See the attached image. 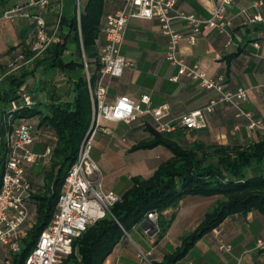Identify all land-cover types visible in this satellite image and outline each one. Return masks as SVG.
Returning a JSON list of instances; mask_svg holds the SVG:
<instances>
[{
  "label": "crops",
  "instance_id": "1",
  "mask_svg": "<svg viewBox=\"0 0 264 264\" xmlns=\"http://www.w3.org/2000/svg\"><path fill=\"white\" fill-rule=\"evenodd\" d=\"M26 1L0 0V14L6 8ZM121 3L122 0H106L102 23L106 15L115 12ZM217 3L218 0H176L175 8L208 18ZM84 4L81 0V6ZM228 12L231 16L228 33L219 32L216 28L203 29L194 44H190L185 36L179 43L180 52L187 62H198L209 76L223 74L226 88H245L247 96L241 105L253 119L259 120L264 126V0H234L228 7ZM245 12L252 16L260 15L261 19L249 21ZM55 15L56 12H49L50 22H53ZM174 26L185 35L191 33L190 26L184 20L175 19ZM30 29L27 19L11 21L0 15V39L6 31L13 30H16L18 38L11 47L0 49V64H9L22 51L26 44V40L21 44L22 37H28ZM104 41L105 34L100 30L97 39L98 54ZM167 45L168 36L162 32L158 18H131L121 45V52L130 63L122 75L105 77L104 82L108 86L107 101L112 102L120 95L139 100L143 94H148L150 106L161 108L164 120H171L217 100L214 110L206 113L204 127L178 128L181 143L235 145L260 139L264 134V127L249 128V119L245 115H237L236 110L228 103L218 101L219 93L216 90L202 87L198 80L178 74V67L166 58ZM83 56L85 62L84 52ZM75 57L74 46L71 45L65 51V58L69 60ZM87 67L85 62L83 69L58 70L54 77L50 76L48 80L52 82H46V92L43 91V94L46 93V102L72 101L75 95L74 81L80 75H87ZM91 67L93 71H97L94 61L91 62ZM2 79L0 78V89L6 85ZM51 85L54 89L50 95L48 89ZM102 124L112 132L100 129L95 134L93 145H96L97 151L93 159L103 172L102 183L106 190L123 194L130 187L134 175L148 177L161 162L172 156L165 145L130 150L137 141L150 136L148 126H157L149 113L139 115L131 123L103 119ZM52 134L46 129L45 141V130H38L31 145L38 157L34 162L26 164V175L32 184L29 199L31 217L35 214L33 193L44 189L46 176L40 178L42 188H36L34 177L28 171L31 168L34 174L38 173L45 164V174L50 171L52 152L45 155L44 151L47 146L52 149L54 147L55 141L50 140ZM220 198V195H186L177 207H169L164 211L165 216H173V220L160 240H156L158 230L149 234L141 224L136 225L117 243L103 264H153V261H161L166 253L174 251L181 244V235L195 229ZM29 221L30 219L25 227ZM263 232L264 214L250 211L230 215L196 241L176 264H264V250L256 248V240ZM219 239L232 244V249H219ZM16 253L10 252L8 246H3L0 264H15Z\"/></svg>",
  "mask_w": 264,
  "mask_h": 264
},
{
  "label": "trees",
  "instance_id": "2",
  "mask_svg": "<svg viewBox=\"0 0 264 264\" xmlns=\"http://www.w3.org/2000/svg\"><path fill=\"white\" fill-rule=\"evenodd\" d=\"M106 0H86L77 12L62 15L57 38L40 54L34 55L22 48L27 62L9 72L4 78L6 85L0 89V183L9 152V133L14 123L22 119L38 118V128L49 130L54 136L52 165L45 174L44 189L33 193L34 218L25 227L20 251L14 256L15 264L25 260L52 219L65 177L75 162L80 145L86 137L93 118V107L88 80L80 75L74 81L75 95L72 101L39 99L26 104L29 76L40 71L56 72L85 67L84 56L91 80L94 83L100 67L97 39L100 34ZM2 16V13L0 14ZM26 35L21 44L25 43ZM74 46L75 58L67 60L65 51ZM33 62V66L29 64ZM96 63L93 71L91 62ZM46 80L35 77L34 91H45ZM51 95V92L48 91ZM31 97V96H30ZM33 99V98H32ZM34 100V99H33ZM150 136L137 141L130 150L165 145L172 156L161 162L148 176L134 175L130 187L120 195L110 210L93 223L74 242L73 252L63 264L73 261L80 264H103L117 243L131 230L140 225L149 211H158L157 238L160 240L171 225L164 211L177 207L186 195H220L221 198L204 216L199 225L184 232L181 244L153 264H176L190 248L233 214L258 211L264 214V134L248 144L188 145L178 138L179 129L163 132L148 126Z\"/></svg>",
  "mask_w": 264,
  "mask_h": 264
},
{
  "label": "built area",
  "instance_id": "3",
  "mask_svg": "<svg viewBox=\"0 0 264 264\" xmlns=\"http://www.w3.org/2000/svg\"><path fill=\"white\" fill-rule=\"evenodd\" d=\"M233 1L218 0L208 18H201L195 13L176 9V0H122L115 12L106 15L101 24L105 41L99 49L100 67L94 83L87 67L86 78L93 107L92 124L80 145L75 162L65 177L57 209L27 256L25 264H63L73 252L76 238L88 228L89 224L103 217L119 200V194L104 188L101 168L91 156L93 139L98 130L112 132L110 128L103 126V119L131 123L139 115L149 113L157 123L158 130L171 132L180 127L191 129L204 127L206 113L212 112L215 108L217 100L177 118L164 120L162 109L150 106L148 94H143L139 100L120 95L112 102L107 101L108 86L104 82L105 77L122 75L125 67L130 63L121 52V45L131 18H158L162 32L168 36L166 58L178 67V74L198 80L202 87L216 90L219 93L218 101L228 103L236 110L237 115H245L249 119V128L264 127L241 105L247 96L245 88H226L223 74L209 76L198 62H187L179 48V43L185 36L190 44H194L203 29L216 28L219 32L228 33L227 28L231 24L228 7ZM63 5L64 0H27L25 3L6 8L2 12V17L11 21L19 18L28 20L31 29L26 39L25 49L37 55L57 38ZM76 5L79 19L81 0H77ZM52 11L56 12V15L53 22H50L48 14ZM245 13L249 21L261 19L260 15L252 16ZM175 19L186 21L191 28V33L185 35L178 30L174 26ZM255 44L258 46L257 42ZM26 62V55L22 50L9 62V72L18 69ZM85 62L87 65L86 59ZM3 75L0 67V78ZM25 98L27 105L35 103L30 96L26 95ZM34 129V124L30 120L22 119L14 123L9 133L10 149L0 183V252L3 246H8L10 252L20 251L25 224L31 217L29 199L32 184L26 175V164L34 162L38 157L31 147L36 139ZM51 152V146H47L44 154ZM158 215V211H149L147 214V218L156 228H158ZM218 247L229 251L232 249V244L219 239ZM256 248L264 250V232L258 236Z\"/></svg>",
  "mask_w": 264,
  "mask_h": 264
},
{
  "label": "rangeland",
  "instance_id": "4",
  "mask_svg": "<svg viewBox=\"0 0 264 264\" xmlns=\"http://www.w3.org/2000/svg\"><path fill=\"white\" fill-rule=\"evenodd\" d=\"M76 1L77 0H64V5H63V13H65V14H68V13H73V12H75V6H76ZM85 1L86 0H82V3H85ZM18 41V38H17V36H16V30H13V31H6V34H4L3 36H2V38L0 39V49L2 48L3 50L4 49H7V48H9V47H11L14 43H16ZM2 50H0V52H1ZM29 64H31V66H33V62L31 61ZM0 67L2 68V72H3V77H1V79L3 78H5V76L7 75V74H9V66H8V64L6 63V64H3V63H1L0 64ZM15 71V70H14ZM11 72H13V71H10V73ZM41 73H39V75H37V76H42L45 80H46V82L48 83V82H52V81H50V80H48V78L50 77V76H52V77H54L55 75V73L53 72H44L43 70H41L40 71ZM37 76H33V75H31V76H29V78H28V80H27V85H26V90H27V92H28V94H30V96H31V98H33L34 100H35V102L37 103L38 101H39V99H45L46 100V93L45 94H43V91H41V90H39V91H34L33 90V84H34V81H35V77L37 78ZM2 79V80H3ZM53 85V84H52ZM50 86V88L48 89V91H52V89H54L53 88V86ZM47 85H46V83H45V87H46ZM54 91V90H53ZM52 93V92H51ZM49 96V95H48ZM30 121L31 122H33V124H34V127H35V133L36 134H38V130H39V128L37 127L36 128V124H38V119H37V117H35V118H30ZM49 135L51 134L50 132H47ZM49 139H50V137H49ZM51 141H54V139H53V134H52V138L50 139ZM45 141H46V130H45ZM49 142V141H48ZM96 151H97V147H96V145H93V148H92V150H91V156L94 158L95 157V153H96ZM50 166V165H49ZM102 171V170H101ZM29 174H30V176H33L34 177V180H35V186H36V188H37V186H40V188H42V181H40V178L42 177V176H44L45 175V172H46V164L44 165V166H42L41 167V171H39L38 173H35L34 174V172L32 171V169L31 168H29ZM102 174H103V172H102ZM37 176V177H36ZM42 179V178H41ZM42 185V186H41ZM35 216L33 215L30 219H32V218H34ZM68 264H75L73 261H70V262H68Z\"/></svg>",
  "mask_w": 264,
  "mask_h": 264
},
{
  "label": "water",
  "instance_id": "5",
  "mask_svg": "<svg viewBox=\"0 0 264 264\" xmlns=\"http://www.w3.org/2000/svg\"><path fill=\"white\" fill-rule=\"evenodd\" d=\"M141 226L148 231L149 234H154L157 231V228L155 227L154 223L146 218L142 223Z\"/></svg>",
  "mask_w": 264,
  "mask_h": 264
}]
</instances>
